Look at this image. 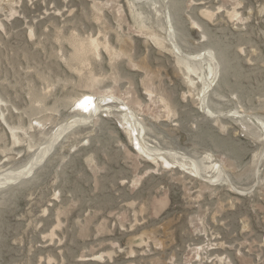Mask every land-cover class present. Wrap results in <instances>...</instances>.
<instances>
[{"label":"rangeland","instance_id":"rangeland-1","mask_svg":"<svg viewBox=\"0 0 264 264\" xmlns=\"http://www.w3.org/2000/svg\"><path fill=\"white\" fill-rule=\"evenodd\" d=\"M0 19V264H264V0Z\"/></svg>","mask_w":264,"mask_h":264},{"label":"bare ground","instance_id":"bare-ground-1","mask_svg":"<svg viewBox=\"0 0 264 264\" xmlns=\"http://www.w3.org/2000/svg\"><path fill=\"white\" fill-rule=\"evenodd\" d=\"M9 2V1H8ZM8 2H6L7 4H8V7H9V3ZM4 8V7H3ZM12 8V7H11ZM2 14V13H1ZM8 15V14H7ZM1 20V19H0ZM1 24H3V23H1L0 22V25ZM3 26V25H2ZM168 31H169V33H170V37L172 38V40L174 39V35H173V31L171 30V26L170 25H168ZM174 41V40H173ZM92 45H93V47L95 48L96 46H95V44L94 43H92ZM207 52H209V50L207 51ZM176 53L178 54V52L176 51ZM202 56V54H198V55H196V56H189V55H187V54H183V55H178V57H177V61H178V63H181V64H183V63H185L186 64V69H187V71H189L190 70V68H192L193 70H194V67H193V64H190L189 62H191V61H198V60H201V61H203L201 58ZM199 66H201V65H199ZM85 96H87V98L86 99H88V100H83V102L84 101H89L88 103H86L85 102V105L84 104H82L83 106H84V108H88L89 109V112L91 113H93V115H94V113L95 112H97V111H99L98 109H100L99 108V105L101 104L100 103V98H98V99H94L95 97H92V95H85ZM97 100V101H96ZM80 101V100H79ZM96 101V102H95ZM82 102V103H83ZM81 105V109H82V106ZM83 108V109H84ZM85 110V109H84ZM85 111H87V110H85ZM87 113V112H86ZM92 113L91 114H89L88 116H91L92 115ZM81 117H84L83 119H78V120H72V121H70L68 124H67V126H69V125H71V124H74V123H76L77 121L79 122V121H84L85 119H87L88 120V117H86V116H81ZM72 119V118H71ZM71 119H69V120H71ZM127 120H128V118H127ZM130 123V122H129ZM65 125V124H64ZM61 126V127H57L58 129H56L55 130V132L53 133V135H52V138H51V140H50V143H48V146L47 147H50L51 145H53V143H54V141L56 140V138L58 137L57 135L58 134H60V132L61 131H63V130H66V129H68V128H66L65 126ZM74 125H76V124H74ZM71 127V126H70ZM69 127V128H70ZM72 127H74L73 125H72ZM132 128V127H131ZM129 130H131V129H129ZM67 131V130H66ZM65 132V131H64ZM45 149V147H43L42 149H41V152L37 155V157L35 158V157H33L30 161H29V163H28V167H30V166H33L35 163H38V161L41 159L40 157H42V156H39V155H41V153H42V151ZM47 150H48V148H46ZM45 151V150H44ZM159 154V153H158ZM45 155V154H44ZM40 158V159H39ZM37 159H39V160H37ZM165 164H167L168 162L167 161H163ZM36 165V164H35ZM27 167V168H28ZM24 171H25V169H22L21 171H19V172H13V174H11V173H6V174H2V176L0 175V179H2V180H7V182H8V180L10 179V178H12L13 176H17V175H21V174H23L24 173Z\"/></svg>","mask_w":264,"mask_h":264}]
</instances>
